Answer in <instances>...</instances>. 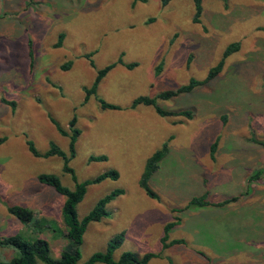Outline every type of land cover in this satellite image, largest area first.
<instances>
[{
  "label": "rangeland",
  "instance_id": "1",
  "mask_svg": "<svg viewBox=\"0 0 264 264\" xmlns=\"http://www.w3.org/2000/svg\"><path fill=\"white\" fill-rule=\"evenodd\" d=\"M195 10L193 0H0V236L38 235L9 213L8 206L21 205L50 225L42 236L52 257L69 247L66 197L38 179L56 174L74 188L65 170L69 158L78 181L118 172L90 183L77 205L83 218L120 191L107 204L108 215L89 223L81 262L123 234L116 259L133 252L154 253L147 264H264V0H204L198 22ZM233 42L240 49L216 77L190 92L158 97L192 78L204 81ZM109 65L87 98L86 89ZM139 96L191 116L133 106ZM73 118L80 133L70 157V138L59 127L69 131ZM167 143L168 154L149 180L157 194L151 197L141 179L147 160ZM52 144L66 157L47 155ZM205 192L226 203L187 208ZM172 222L168 242H182L165 246ZM14 255L0 246V260Z\"/></svg>",
  "mask_w": 264,
  "mask_h": 264
},
{
  "label": "trees",
  "instance_id": "2",
  "mask_svg": "<svg viewBox=\"0 0 264 264\" xmlns=\"http://www.w3.org/2000/svg\"><path fill=\"white\" fill-rule=\"evenodd\" d=\"M171 0H162L164 5L170 3ZM203 1L204 0H193L195 4V16L194 20L199 21L200 17L203 13ZM228 1V0H225ZM61 38L63 36L61 35ZM240 49V42L231 43L224 52L223 58L220 62L211 68L208 77L204 81L197 80L192 78L190 82L186 85H182L175 90H167L161 92L158 97L159 98H171L173 96L179 95L181 93H186L192 91L196 86L202 84L204 82H208L214 77H216L223 69L226 58L230 56L232 53L238 51ZM114 65H109L101 70H99L98 75L95 79L94 84L86 89L87 98L90 95L94 94L97 91V87L101 79L111 70ZM132 66V65H131ZM6 103H9L12 107H14L15 103L10 102L6 99H3ZM138 104L145 105H157L156 98L150 96H139L133 101V106H137ZM104 106L108 107H116L113 104L103 102ZM157 111L162 115H186L191 116L190 110H181V111H168L155 106ZM69 131L59 127V131L63 135H68L70 138V157L74 156L76 153V142L79 135V129L76 127V118H73L70 122ZM264 147V141L260 142ZM30 149L35 155H40V152L37 150L33 142H29ZM217 143H214L211 148L212 152L216 151ZM169 148L168 143L164 145V147L157 152H155L148 160L145 168L144 175L141 179V186L146 190V192L151 197H157V194L150 188L149 180L153 176L155 172L158 171L161 161L168 154ZM61 155L66 157L65 152L60 149L56 144H52L51 148L47 151V155ZM97 158V157H93ZM69 158H66L65 170L72 174L73 178L76 181V185L74 188H69L62 184L60 178L56 174L51 173H41L38 175V179L41 183L52 186L57 192L64 195L66 197L64 206H63V219L65 223L64 236L69 241V247L64 249L62 254L58 258H54L51 256V247L50 242L47 238L42 236L44 231H51L50 225H41L39 223V219L36 218L35 212L21 205H10L8 206V211L13 216H15L24 226L30 228L34 233H38L35 238H27L20 233H16L10 236L2 237L0 236V246L8 247L14 250L15 255L7 261L0 260V264H38V260L43 261L45 264H147L153 257H155L154 253H147L143 257H138L133 252H125L118 259L114 257L115 250L122 244L123 242V234L115 236L108 244V247L105 251L97 252L93 254L89 259L84 262H81L82 252L81 245L83 243L84 233L92 221H99L103 217L108 215L107 204L111 202L117 195L120 194V191H114L102 199L97 203V205L83 218H80L77 211V205L83 200L87 186L90 183L99 182L104 178L111 177L117 178L118 172L116 170L106 171L96 178L92 180L86 181H78L75 171L68 165ZM262 170L256 171L251 179H257L260 176ZM209 192H205L200 196H194L190 199L187 208H201L209 205L222 206L226 202L214 203L208 198ZM176 222L168 223L165 227V233L162 238L163 243L166 245L170 243L182 242L181 240H173L169 241L170 231L174 227Z\"/></svg>",
  "mask_w": 264,
  "mask_h": 264
}]
</instances>
